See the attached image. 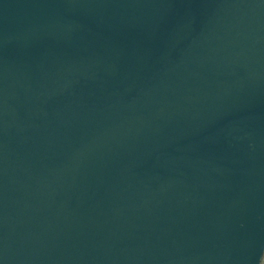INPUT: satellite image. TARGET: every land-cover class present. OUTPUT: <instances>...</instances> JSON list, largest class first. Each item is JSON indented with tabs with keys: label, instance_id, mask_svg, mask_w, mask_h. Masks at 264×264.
I'll use <instances>...</instances> for the list:
<instances>
[{
	"label": "water",
	"instance_id": "water-1",
	"mask_svg": "<svg viewBox=\"0 0 264 264\" xmlns=\"http://www.w3.org/2000/svg\"><path fill=\"white\" fill-rule=\"evenodd\" d=\"M0 264H264V0H0Z\"/></svg>",
	"mask_w": 264,
	"mask_h": 264
}]
</instances>
